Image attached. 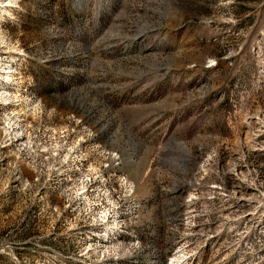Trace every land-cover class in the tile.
Segmentation results:
<instances>
[{"label":"rangeland","instance_id":"1","mask_svg":"<svg viewBox=\"0 0 264 264\" xmlns=\"http://www.w3.org/2000/svg\"><path fill=\"white\" fill-rule=\"evenodd\" d=\"M0 65V264H264V0H0Z\"/></svg>","mask_w":264,"mask_h":264},{"label":"bare ground","instance_id":"2","mask_svg":"<svg viewBox=\"0 0 264 264\" xmlns=\"http://www.w3.org/2000/svg\"><path fill=\"white\" fill-rule=\"evenodd\" d=\"M7 66V65H6ZM6 66H4V67H1V65H0V73H1V71L3 70L4 71V73H7V75H5L3 78H6V77H9L14 71H13V68L12 67H6ZM1 75V74H0ZM251 126V125H250ZM250 128H252V127H250ZM255 129H257V127L255 128ZM254 131V130H253ZM257 131H259V130H257ZM16 133H19V131H17ZM3 134V133H2ZM251 134H252V132L251 131H249L248 132V134H247V138L249 139L250 137H251ZM254 139H256L257 141H258V137H256V138H254ZM108 225H105V232H104V236L105 237H107L108 235H107V230L109 229V227H107ZM117 234V233H116ZM115 238H116V236H115Z\"/></svg>","mask_w":264,"mask_h":264}]
</instances>
